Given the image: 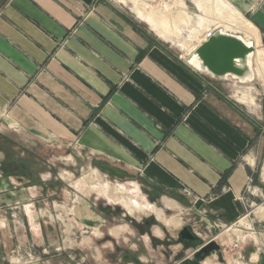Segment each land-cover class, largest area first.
<instances>
[{"label": "crops", "instance_id": "obj_1", "mask_svg": "<svg viewBox=\"0 0 264 264\" xmlns=\"http://www.w3.org/2000/svg\"><path fill=\"white\" fill-rule=\"evenodd\" d=\"M130 1L0 0V136L21 145L74 141L108 171L194 197L204 215L232 221L254 166L251 130L236 103L162 45ZM228 1L264 32V0ZM17 179L0 169V264L11 261L4 244L13 236L44 239L29 219L35 190ZM258 235L239 263L264 264Z\"/></svg>", "mask_w": 264, "mask_h": 264}, {"label": "rangeland", "instance_id": "obj_2", "mask_svg": "<svg viewBox=\"0 0 264 264\" xmlns=\"http://www.w3.org/2000/svg\"><path fill=\"white\" fill-rule=\"evenodd\" d=\"M134 4L143 12L156 15L158 20L164 21V27L171 29L166 36H160L148 25L160 43L170 47L172 53L182 60L188 50L184 39L188 36L194 39L192 28H200L199 24L205 20L213 27L212 20L221 16V9L227 13L237 12L251 23L264 54V32L228 0H173L167 3L171 12L166 10L164 3L154 5L135 0ZM252 64L257 67L254 56ZM205 77L212 88L236 103L246 123L244 127L252 133L253 149L250 151L254 166L237 200L241 213L235 219L226 222L216 216H206V210L202 212L197 207L199 201L187 193L192 202L185 196L152 189L138 178L126 177L138 182L148 203L155 205L152 203L154 200L162 203L163 209L157 205L155 208L165 209L167 216L161 215L164 223L174 215L178 219L174 226H166L164 231L152 222L139 227L135 223H145V217L152 216L157 220L156 214H150L157 211H153L154 208L150 210L148 206L128 211L124 205V194L115 190L111 198L106 197L101 191L102 180H108L114 189L115 179L126 178L120 177L118 172L108 171L102 161L94 159L74 141L48 136L41 144L30 142L21 145L15 136H0V169L14 174L17 181L27 187H33L32 205L37 214L30 213L29 219L32 215L30 222L33 224L36 218L44 234L43 241L30 239L22 242L16 236L10 240L7 238L9 242L4 244V249L11 260L8 264H33L44 261L46 257L51 258L53 264H194L187 257H192L193 248L210 238L219 243L225 261H220L213 254L202 264H241L240 261L247 259L252 246L260 243L258 233L264 232V77L257 72L252 80L245 82L232 77ZM92 174L98 175V179L84 185L82 178ZM133 189L131 196L137 192ZM73 194L82 199L78 203L81 207L76 209ZM165 199L170 200V205L163 202ZM258 206L260 211H256ZM73 210L79 211L78 214L73 215ZM184 226L195 233L201 243L188 239L189 244L182 242L179 231ZM256 254H253L254 260Z\"/></svg>", "mask_w": 264, "mask_h": 264}, {"label": "bare ground", "instance_id": "obj_3", "mask_svg": "<svg viewBox=\"0 0 264 264\" xmlns=\"http://www.w3.org/2000/svg\"><path fill=\"white\" fill-rule=\"evenodd\" d=\"M122 1H125V0H122ZM132 1H130L131 5H132L131 7L133 8L136 15L140 19L144 20L151 28H153L158 35L166 36L167 33L169 32V30H171V29L164 27V25H163L164 21L158 20V17L156 15L154 16L149 11H147L146 13L143 12L142 9H140L139 7L136 6V4H134L135 0H132ZM164 4H165L164 6L167 8L166 10H169L168 12H171V9L169 8L168 4L167 3H164ZM220 13H221L220 17H217L216 19L212 20V22L214 23L213 28L214 29L222 28L224 31H227V32L232 31L230 33L236 34L237 37H239L246 45H252V46L255 45L254 46L255 50H254L253 56L257 60L256 72L259 74V76H261L263 78L264 77V54L261 53L262 49L259 48V40H258V37H257L255 31L252 29L251 23L249 21H247L244 17H242L237 12H233V11L231 12L230 11V13L229 12L227 13L225 10L221 9ZM203 17L207 18L206 16H203ZM199 26H200V28L196 27V28H192V30H191L194 39H192L191 36H188L187 38L184 39V42H185L184 44H186L185 48L188 49L186 51V53H188L193 47H195L199 44V42L201 41V38H202L201 37L202 35H200V33L202 32L203 29L210 27V24L207 20H205V21L201 22L199 24ZM235 32H239L240 34H237ZM263 41H264V38H263ZM194 49L191 50L188 54L184 53L183 55H185V54L186 55L182 58L186 59L194 67L200 69L201 70L200 73L213 77L212 74L208 71V69L203 66V64L201 63V60L198 58L197 54L194 52ZM234 61H235V64L238 65L239 67H242L244 65V61L239 59V58H235ZM247 61H248V64L250 63V65H251L250 54H248ZM260 64H261V66H260ZM253 67L254 66L252 64V70H250L248 72L247 77L242 78V77H237L234 75H231V77H234L233 79H237L240 82L250 81L253 79L254 73H256L255 68L253 70ZM226 76H228V75H226ZM238 81H236V82H238ZM94 171H96V170L94 169ZM94 179L97 180L98 175L92 174V175H88L86 177H83L82 182L84 183V185H87V182L92 181ZM102 181H103L102 184H100L102 186V188H101L102 190L100 188H97V190H101L103 192V194H105L106 197H109V198H111L114 195V190L117 192L123 193L124 194L123 195L124 205L126 206L128 211H133L134 208H140V207H146V206H148L150 208V210H152L154 208L153 211H157V212H150V214H156V218L159 222L157 220H154L152 216H150V217L148 216V218L145 217L143 219L145 221V223H147V224H149L151 222L155 223L160 229L162 228V230L164 231V228L166 226H168V227L174 226V224H176V221H178V219L175 218L176 215H174L164 223V221L161 219V215L164 214L163 215L164 217L167 216L165 209L164 210H161V209L158 210L157 208H155V205H157V206H159V208L162 207V209H163L164 206L162 205V203L160 201H159V203H161V204H159V203L155 204L154 202H152L155 204V205H152L151 203H148V201L146 200V197L143 195L141 190L138 189V187H137L138 192H136V194H134V196H131L130 192H133L134 189L132 188L133 186L130 184H133V182L124 183V182H120L118 179H115L114 181L116 183H114V186H113L114 189H112L111 188L112 186L110 187L111 184L109 183L108 180H102ZM96 183H100V182L96 181ZM72 196H74V200L76 201V204H77V205L75 204L76 205L75 209L78 207H81V206H78V203H80L82 201L81 197H79L76 194H73ZM125 198H127V199H125ZM256 211H260V206H258ZM77 212H79V211H77ZM77 212H76V210H73L72 213H73V215H77L78 214ZM157 213L160 215H158ZM127 214H130V213L128 212ZM148 214H146V215H148ZM32 219H33V216L31 215L30 220H32ZM160 222H161V224H160ZM96 234H98V233H96ZM193 240L199 241L201 243V240L198 237H196ZM207 241L205 243H207ZM202 244H204V242L201 243L199 246H201Z\"/></svg>", "mask_w": 264, "mask_h": 264}, {"label": "water", "instance_id": "obj_4", "mask_svg": "<svg viewBox=\"0 0 264 264\" xmlns=\"http://www.w3.org/2000/svg\"><path fill=\"white\" fill-rule=\"evenodd\" d=\"M254 50V45H246L236 34L218 28L208 39L199 43L194 49V52L201 60L203 66L208 69L214 78L222 79L231 77V75L242 78L247 77L248 72L252 70V57ZM248 54H250L251 65L250 63L248 64L247 61ZM235 58L243 60L244 65L242 67L236 65L234 61ZM183 61L195 71H201L191 65L186 59L183 58ZM154 203L157 204L159 201L154 200ZM179 236L182 239L185 238L188 240H193L197 237V235L186 226L180 229ZM203 242L204 244L201 246L193 248L191 254L192 257H187V260L194 264H202V261H204L205 258L216 254L220 261H225L219 243L213 238L209 239L207 243H205L206 241Z\"/></svg>", "mask_w": 264, "mask_h": 264}, {"label": "built area", "instance_id": "obj_5", "mask_svg": "<svg viewBox=\"0 0 264 264\" xmlns=\"http://www.w3.org/2000/svg\"><path fill=\"white\" fill-rule=\"evenodd\" d=\"M144 1H146L150 4L153 3L155 5V4H161V3H171L173 0H144ZM215 30L216 29H214L212 26L203 29L201 32L202 38H201V41L199 43L208 39L215 32Z\"/></svg>", "mask_w": 264, "mask_h": 264}, {"label": "flooded vegetation", "instance_id": "obj_6", "mask_svg": "<svg viewBox=\"0 0 264 264\" xmlns=\"http://www.w3.org/2000/svg\"><path fill=\"white\" fill-rule=\"evenodd\" d=\"M135 224H137V226H139V227H142V226H146L147 223H143L142 221L141 222L137 221ZM147 231L149 232L150 229H148ZM180 239H181L182 242H184L186 244H189V242H190V241H188L186 239H182L181 237H180Z\"/></svg>", "mask_w": 264, "mask_h": 264}]
</instances>
